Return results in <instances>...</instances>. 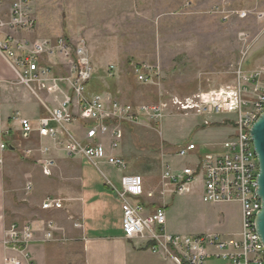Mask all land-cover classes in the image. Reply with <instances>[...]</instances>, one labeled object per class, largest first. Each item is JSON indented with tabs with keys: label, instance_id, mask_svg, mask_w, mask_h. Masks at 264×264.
<instances>
[{
	"label": "built area",
	"instance_id": "1",
	"mask_svg": "<svg viewBox=\"0 0 264 264\" xmlns=\"http://www.w3.org/2000/svg\"><path fill=\"white\" fill-rule=\"evenodd\" d=\"M35 26L31 0H10L8 19L0 17V55L13 71L15 82L25 85L38 98L40 92L50 85L62 95L61 99L54 97L55 107L45 106L47 114L38 118L36 125L28 118L18 119L22 136L28 137L35 131L63 145L68 155L85 157L97 169L104 161L120 171L118 186L111 184V187L121 202L123 234L129 239L149 242L152 252L169 256L178 264H204L211 255L231 264H264V245L255 228V216L261 207L256 192L259 167L250 135L252 123L264 110V85L259 83L262 70L245 75L239 68L236 83L231 88L171 100L184 114L204 117L233 113L235 120H232L234 131L217 148L203 153L194 163L180 170H173L168 163L163 164L160 176L163 193L187 192L191 184L198 181L203 202H236L240 207V229L236 233L172 234L165 229L164 207L144 213L140 200L145 195L143 177L127 172V158L114 152L123 137V124H145L147 121L160 124L164 116L163 106L159 103H126L104 92H87L85 85L93 76V67L81 38L73 41L60 35L54 40H29L4 32L6 29L30 31ZM45 55L58 57L64 67L63 73L54 65L45 63ZM146 68L154 70L150 66ZM137 77L147 79L141 73ZM61 83L69 87V92L61 88ZM75 120L87 123L83 139L74 137L68 128ZM104 139H108V146ZM5 147L6 144L0 141V151ZM196 148L195 142H185L177 147L176 155L188 156ZM146 195L150 197L152 193ZM63 202V198L47 197L41 207L57 209L63 206ZM46 230V237L52 238L50 222L46 224ZM32 240L31 223H12L6 228L2 242L15 253L4 256L3 264H30L29 244Z\"/></svg>",
	"mask_w": 264,
	"mask_h": 264
},
{
	"label": "rangeland",
	"instance_id": "2",
	"mask_svg": "<svg viewBox=\"0 0 264 264\" xmlns=\"http://www.w3.org/2000/svg\"><path fill=\"white\" fill-rule=\"evenodd\" d=\"M31 9L39 37L84 40L97 90L126 103L163 106L160 124L124 125L123 145L136 149L132 159L125 156L128 172L143 169L145 180L160 179L163 162L180 170L199 157L197 150L176 155L179 145L217 148L234 131L233 113L184 114L173 98L231 88L239 68L245 75L262 70L264 85V0H31ZM140 73L147 79H138ZM101 168L117 184L121 172ZM192 184L190 192L172 194L168 219L176 230L237 232L238 203H205L199 182Z\"/></svg>",
	"mask_w": 264,
	"mask_h": 264
},
{
	"label": "crops",
	"instance_id": "3",
	"mask_svg": "<svg viewBox=\"0 0 264 264\" xmlns=\"http://www.w3.org/2000/svg\"><path fill=\"white\" fill-rule=\"evenodd\" d=\"M9 7L10 0H1V18L8 19ZM4 32L29 40H54L57 37H39L35 29H6ZM43 60L63 73L64 67L55 55H45ZM60 86L69 92L66 84L61 83ZM55 96L62 98L52 85L41 91L38 98L25 85L16 83L13 71L0 55V141L6 144L0 151V264H3L4 256L15 253L13 248L6 247L2 242L6 228L12 223L24 222L31 223L33 227V240L29 244L30 264H178L169 256L152 252L149 242L124 236L121 202L111 187V184L118 186L120 174L116 175L115 184L113 177L101 168L102 165L111 167L110 165L101 161L97 169L85 157L68 155L63 145L47 136H40L35 131L28 137L22 136L18 119L28 118L36 125V120L47 114L45 106H56L53 100ZM126 124L122 125L123 137L114 152L130 158V154L135 155L136 149L123 145ZM86 126V122L75 120L68 128L74 137L83 139ZM103 141L108 146V139ZM196 145L194 151L199 152V157L211 151L208 143H204L202 149L197 143ZM44 148L47 150L44 151ZM136 158L137 156L134 157ZM196 158L198 157L194 156L195 160ZM49 161L53 163L50 164ZM132 173L147 177L143 169L140 173ZM150 177L146 180L143 178L145 195L140 200L144 213H150L156 207L162 206L166 213V231L187 234L176 230L175 225L168 219V207L174 197L173 193H163L161 179L153 175ZM197 184H191L187 192ZM198 191L201 196L200 184ZM148 192L152 196H147ZM47 197L63 198V206L43 209L41 204ZM238 208L240 211V207ZM48 222L53 227L52 238L46 237ZM204 232L236 233L209 230L200 233ZM204 264L231 263L211 255Z\"/></svg>",
	"mask_w": 264,
	"mask_h": 264
},
{
	"label": "water",
	"instance_id": "4",
	"mask_svg": "<svg viewBox=\"0 0 264 264\" xmlns=\"http://www.w3.org/2000/svg\"><path fill=\"white\" fill-rule=\"evenodd\" d=\"M254 151L258 160L257 195L261 200L260 210L255 216V228L264 245V110L257 116L250 128Z\"/></svg>",
	"mask_w": 264,
	"mask_h": 264
},
{
	"label": "trees",
	"instance_id": "5",
	"mask_svg": "<svg viewBox=\"0 0 264 264\" xmlns=\"http://www.w3.org/2000/svg\"><path fill=\"white\" fill-rule=\"evenodd\" d=\"M95 83L94 82V77L91 78L89 81L86 82V90L87 92H91V93H98V92H101V90H97L96 89V86H95Z\"/></svg>",
	"mask_w": 264,
	"mask_h": 264
}]
</instances>
